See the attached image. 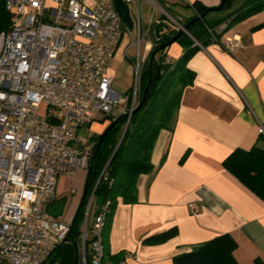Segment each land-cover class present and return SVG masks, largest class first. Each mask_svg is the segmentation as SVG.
<instances>
[{
  "label": "built area",
  "instance_id": "obj_1",
  "mask_svg": "<svg viewBox=\"0 0 264 264\" xmlns=\"http://www.w3.org/2000/svg\"><path fill=\"white\" fill-rule=\"evenodd\" d=\"M122 1L133 28L117 10L116 0L6 2L8 12L20 20L0 33V264H51L69 237L72 222L48 213L59 202L57 180L88 171L96 143L79 130L94 123L93 114L128 115L130 120L140 103L141 74L156 45L157 24L152 19L143 23V5H151L152 17L160 12L174 30L186 32L158 0ZM135 28L136 79L126 97L113 89L109 63L125 32L132 37ZM234 42L238 40L228 39L226 48L233 49ZM166 61L174 63L168 54ZM43 104L45 116L38 114ZM94 200L93 194L77 240L78 264H106L102 231L110 203L97 214L95 207L89 229ZM190 209L197 212L194 205Z\"/></svg>",
  "mask_w": 264,
  "mask_h": 264
},
{
  "label": "crops",
  "instance_id": "obj_2",
  "mask_svg": "<svg viewBox=\"0 0 264 264\" xmlns=\"http://www.w3.org/2000/svg\"><path fill=\"white\" fill-rule=\"evenodd\" d=\"M188 1L208 8H218L222 3ZM243 3L236 0L232 10L217 16L222 10L212 12L207 17L220 20ZM158 5L176 12L184 24L196 16L192 7L179 0H158ZM158 13L156 21L155 14L150 20L161 23L164 17ZM262 25L264 11L233 26L220 43L201 46L188 62L195 78L183 91L173 130H162L157 138L152 153L154 169L140 176L136 202L128 204L120 198L114 212L108 251L124 256L125 264H173L176 256L224 234L238 243L234 256L239 264H264V200L223 167L231 153L250 150L264 133ZM228 39L238 40L233 49L226 48ZM167 52L176 62L184 48L176 42ZM106 123L110 121L95 124L87 136L93 140L103 134ZM80 172L86 173L79 171L57 180L59 202L66 203L69 194L80 190L75 211L84 189ZM191 205L197 207L196 213H192ZM173 229L177 235L164 243L146 242Z\"/></svg>",
  "mask_w": 264,
  "mask_h": 264
},
{
  "label": "trees",
  "instance_id": "obj_3",
  "mask_svg": "<svg viewBox=\"0 0 264 264\" xmlns=\"http://www.w3.org/2000/svg\"><path fill=\"white\" fill-rule=\"evenodd\" d=\"M235 1L226 0L222 11L232 10ZM6 2L7 0H0V33L10 29L20 20L19 16L8 12ZM187 7H192L196 16L189 19L184 26L204 15L202 20L189 26L188 33L166 27L163 22L154 25L156 45L150 52L141 74L140 102L146 96V103L140 110L132 113L130 120L128 115L118 118L107 116L101 122L110 121L109 125H111L118 120L116 126L104 138L100 148L98 145L104 133L92 140L96 143V147L87 171L84 194L72 221L73 228L68 242L60 246L52 255L51 264L56 261H59V264H78L77 240L93 193L96 200V214L99 213L100 207L107 202L110 203L102 231L105 263L125 264L124 256L111 255L108 251L114 212L120 198L128 204L136 202L140 176L154 169L152 153L157 138L162 130H173L183 91L195 78V73L187 66L188 62L201 46L220 43L221 37L233 26L264 11V0H244L237 10L216 21L207 19V16L218 11L217 8L205 7L198 1ZM223 25H225L224 30L218 33L217 29ZM175 38L184 48V54L178 61L169 64L166 61L167 49L172 46L171 42ZM260 143H264L263 132L250 150L236 149L231 153L224 160L223 167L264 200V147L260 146ZM187 156L188 153L184 155L182 162ZM108 164L105 175L100 180ZM177 233V229H173L154 236L146 242L164 243L175 237ZM237 248L238 243L235 239L230 234H224L195 246L190 252L176 256L173 264H239L234 256Z\"/></svg>",
  "mask_w": 264,
  "mask_h": 264
},
{
  "label": "rangeland",
  "instance_id": "obj_4",
  "mask_svg": "<svg viewBox=\"0 0 264 264\" xmlns=\"http://www.w3.org/2000/svg\"><path fill=\"white\" fill-rule=\"evenodd\" d=\"M152 10L153 9H152L151 5H148V4L143 5V8H142L143 23H145L146 25L150 22ZM166 11L175 18H181V16H179L173 10L167 9ZM226 11L227 10L218 12V13H216L215 16H217V14H220V13H225ZM131 14H132V16H134L133 8H131ZM212 14H214V13H212ZM158 18H159V13L156 12L154 20L156 21ZM211 18H212L211 16H210V18L207 17V19H211ZM182 19H183L182 23L184 24V18H182ZM163 22H164L166 27H169V28L173 27V24L168 17L164 16ZM132 33H133V36L131 37L128 32H125L123 39H122V42L120 43L118 50H117L113 60L110 63L111 75L113 76V78L115 80L114 84H113V89L115 91H118L121 95L126 96V97L130 96V94L132 92V91L130 92V90L131 89L133 90V87L135 85V79H136V65H135V63L137 60V47L135 46V44L137 42V38H136L137 37V29L135 28ZM129 46H130L129 52L126 53V49ZM47 109H48L47 106L45 104H43L40 107V109L38 110V114L41 116H45L47 114ZM117 114H119L118 111L116 112V115ZM106 117L107 116L101 112L93 114V119H95V121L93 123L92 129L84 127L83 129L79 130V133L87 136L88 133L94 129L95 124L103 125L104 123H101V122H103ZM110 117H113V116H110ZM106 124L109 126L108 123H106ZM100 135H102V134H100ZM100 135H98L95 139H97ZM80 173L83 174V176H84V187H85V181H86L85 175L87 176V172L86 173L80 172ZM74 191H75L74 194H69L67 196V202H66V208L64 210V214L60 218H58V220L68 221V222L73 221V219L75 217V213H76V211L73 210V206L75 205V203L78 201V199L81 196L80 190H74ZM82 193L84 194V189H83ZM83 194H82V196H83ZM95 207H96V200H94V202H93L90 217L88 220V228L89 229L91 228L92 223H93V215H94ZM54 264H59V261H56Z\"/></svg>",
  "mask_w": 264,
  "mask_h": 264
},
{
  "label": "water",
  "instance_id": "obj_5",
  "mask_svg": "<svg viewBox=\"0 0 264 264\" xmlns=\"http://www.w3.org/2000/svg\"><path fill=\"white\" fill-rule=\"evenodd\" d=\"M225 3H226V0H222L221 5H220L216 10L221 11V10L224 8ZM116 7H117V10L119 11V13L121 14V16L123 17L124 21L126 22V24H127L130 28H133V21H132V18H131V16H130V10H129L128 6H127L122 0H116ZM203 18H204V15H201V16H199L196 20L191 21V22L188 23L186 26H184V27H185V31H186V33H188L187 30H188L189 26H190L192 23H194V22H196V21H199V20H202ZM176 40H177V38H175V39L171 42V44L175 43ZM171 44H170V45H171ZM145 103H146V96H144V97L142 98L141 102L137 105V107H136V109L133 111V113H135V112H137L138 110H140V109L143 107V105H144ZM117 123H118V120H115L111 125H109V126L106 128V130H105V132H104V134H103V137H102V139H101L100 142H99L98 148L101 147V145H102V143H103V141H104V138H105L106 135H107V134H108V133H109V132H110V131L116 126ZM108 166H109V164L106 166V168H105V170L103 171L102 174H104V173L106 172ZM99 181H100V180H99ZM98 183H99V182H98ZM98 183L96 184V187H97ZM93 194H94V193H93ZM93 194H92V196H93ZM92 196H91V197H92ZM65 207H66V203H65V202H63V201H62V202H58V203H56L54 206H51V207L48 209V213H49L52 217H54V218H60V217L64 214ZM72 228H73V224H72ZM68 240H69V237H67V238L65 239L64 242L67 243Z\"/></svg>",
  "mask_w": 264,
  "mask_h": 264
}]
</instances>
